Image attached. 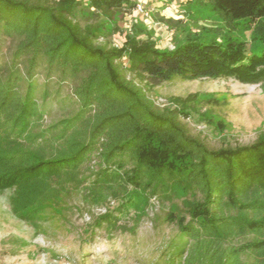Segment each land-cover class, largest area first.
Wrapping results in <instances>:
<instances>
[{
  "label": "trees",
  "instance_id": "16d2710c",
  "mask_svg": "<svg viewBox=\"0 0 264 264\" xmlns=\"http://www.w3.org/2000/svg\"><path fill=\"white\" fill-rule=\"evenodd\" d=\"M209 1L228 21L264 17V0ZM84 3L94 18L138 0H0L3 33L20 38L8 77L0 74V192L12 190L14 215L31 220L72 185L86 187L93 206L123 199L127 209L134 195L182 190L189 219L175 220L183 242L171 264H264V132L250 146L211 149L182 120L188 111L162 109L150 92L176 79H234L264 92V30L249 48L190 37L161 49L136 27L110 47L99 25L77 19ZM40 70L69 83L78 104L49 127Z\"/></svg>",
  "mask_w": 264,
  "mask_h": 264
},
{
  "label": "rangeland",
  "instance_id": "374dc122",
  "mask_svg": "<svg viewBox=\"0 0 264 264\" xmlns=\"http://www.w3.org/2000/svg\"><path fill=\"white\" fill-rule=\"evenodd\" d=\"M86 4L76 17L82 24L99 25V43L122 46L126 34L139 27L143 39L158 48L173 49L187 38L243 43L249 48L264 30V17L228 21L209 0H138L132 9L111 16L89 18ZM20 38L6 36L0 27V74L11 71ZM37 97L46 116V127L73 115L78 104L69 83L46 81L37 75ZM26 88L24 89V91ZM48 96L45 98V93ZM151 96L160 108L183 109L182 118L193 136L209 148H236L254 144L264 132V92L256 85L234 79H203L156 85ZM84 186L72 185L55 205L36 211L22 221L12 211L13 192H0V264H171L175 245L183 242L177 218L189 215L182 190L171 196L140 200L134 195L130 209L123 199L93 206ZM111 213L114 218H100ZM174 220V222L169 221ZM176 220V221H175Z\"/></svg>",
  "mask_w": 264,
  "mask_h": 264
}]
</instances>
